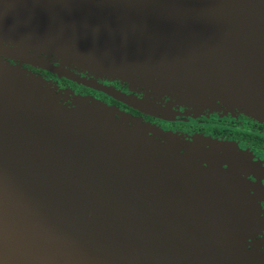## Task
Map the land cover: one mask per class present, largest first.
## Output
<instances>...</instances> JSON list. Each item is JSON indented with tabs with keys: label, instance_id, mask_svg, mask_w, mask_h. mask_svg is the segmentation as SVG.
<instances>
[{
	"label": "water",
	"instance_id": "1",
	"mask_svg": "<svg viewBox=\"0 0 264 264\" xmlns=\"http://www.w3.org/2000/svg\"><path fill=\"white\" fill-rule=\"evenodd\" d=\"M3 32L22 41L0 47V264H259L229 235L246 223L218 171L190 160L206 142L95 99L66 106L23 66L153 114L71 67L264 115V0H0Z\"/></svg>",
	"mask_w": 264,
	"mask_h": 264
},
{
	"label": "flooded vegetation",
	"instance_id": "2",
	"mask_svg": "<svg viewBox=\"0 0 264 264\" xmlns=\"http://www.w3.org/2000/svg\"><path fill=\"white\" fill-rule=\"evenodd\" d=\"M24 67L30 69L27 66ZM36 71L47 73L38 69ZM60 79L62 91L71 90L77 96H92L117 112H125L139 118L145 124H153L164 131H171L173 134L187 138L189 142L193 138L206 142L200 146L208 149V155L198 157L197 160L204 168L215 167L224 179L217 190L234 204L235 198L241 200L247 210L246 214L241 211L246 225L240 231L245 230L242 232L237 230L229 235L233 234L232 238L241 240L246 250L257 254L259 264H264V123L245 115L238 109L232 112L224 111L218 102H216L218 108L212 109L211 113H209L211 110H208L194 117L185 114V109H192L183 104H180L182 110L172 107L173 112L163 106L153 111V114L134 109L103 91L76 84L65 78ZM95 80L101 83L100 79ZM111 83L112 85H105L106 88L120 89L128 95H133L126 92V85H122L119 81ZM138 96L143 98L144 94ZM62 100L69 104L71 94L65 93V97H61ZM172 102L179 104L175 100ZM198 135L203 136L204 139L199 138ZM235 205L239 209L237 204ZM248 227L250 229L247 230Z\"/></svg>",
	"mask_w": 264,
	"mask_h": 264
},
{
	"label": "rangeland",
	"instance_id": "3",
	"mask_svg": "<svg viewBox=\"0 0 264 264\" xmlns=\"http://www.w3.org/2000/svg\"><path fill=\"white\" fill-rule=\"evenodd\" d=\"M17 40H19V41H22V40H20V39H18V37H17V35L16 36H13V35H11L10 33H5V32H3V33H0V47H2V48H8V49H13V47H16L17 46ZM31 44V43H30ZM30 50V49H29ZM28 50V51H29ZM29 52H32V53H35V54H37L39 57H43V58H45V59H47L48 61H50L51 63H54V64H60L61 62L62 63H64V61H61V59H57L56 57H54L53 55H50V54H48V53H43V52H40V51H37V50H34V51H29ZM6 61V60H5ZM10 63L11 64H15L14 62H12V61H10ZM65 65L67 64L66 62L64 63ZM24 67V66H23ZM66 67H69V65L67 64L66 65ZM30 68V67H29ZM29 70H31V72H33V73H35L36 75H38V76H41L43 79H45V81H47V83H48V86L51 88V89H53L54 88V90H55V93H57L58 95H56V97L58 98V100L60 99V101H61V97H65V93H70L71 94V102L69 103V104H67V102L66 101H61L62 102V104H64V105H66V106H74V107H77L78 108V105H79V103H78V101H77V99H73L74 98V96H77V95H75L74 93H73V91H71V90H69V92L68 91H66V90H64V91H62L61 89H60V86H61V84H60V81H61V79L59 78V77H57V76H55V75H52V74H48V73H43V72H40V71H36V69L35 68H30ZM71 71L72 72H74V73H76V74H78L79 76H81V77H88V78H91V79H100L99 81L101 82L100 84H101V86H107V85H112V81H119L122 85H126V89H127V91L126 92H129V93H131V94H133V96H135L137 99H141V98H139V96L138 95H140V94H144V97L142 98V100H144L146 103H148L150 106H148L152 111H156V110H158V109H161L163 106L164 107H166V108H169L170 110H172V107H174L175 109H179L180 108V110H182L181 109V107H180V104H183V105H185L186 107H189V108H191L192 110H187V109H185V114H188V115H191L192 117H194V116H197V115H199V114H202V113H204V111L206 112H208V110L210 111L209 113H211L212 112V109H210V108H205V109H203V110H198V109H195V108H193L191 105H189L187 102H185V101H183L182 99H178V98H174V97H172V96H170V95H161V96H154L153 94H151V93H153L151 90H147V89H145V88H143V87H139V86H135V85H131V83H129V82H125V81H122V80H120V79H117V78H114V79H112V78H108V77H104V76H99V75H97V74H94V73H92V72H90V71H87V70H85V69H82V68H76V67H71ZM180 81L182 82V83H184V84H191L192 83V81L190 80V79H181L180 78ZM105 86V87H106ZM53 87V88H52ZM108 88H111V89H113L112 87H108ZM115 91H117V92H119V93H121V94H123V95H126V96H128V94H126V93H124V92H122L120 89H114ZM62 94H63V96H62ZM60 95V96H59ZM78 96H80V97H85V98H87V100H90V99H95L94 97H87V96H81V95H78ZM153 96V97H152ZM170 98V99H172V100H175V101H177V102H179V104H177V103H173L172 102V100H169L168 98ZM149 98V99H148ZM165 98H167L166 100H165ZM96 100V99H95ZM59 101V102H60ZM99 101V100H98ZM60 102V103H61ZM88 102H90V101H88ZM101 102V101H100ZM227 104V103H226ZM229 105H232V104H230L229 103ZM152 106V107H151ZM223 107V106H222ZM214 110V109H213ZM223 110L225 111H234L235 109H231V108H229V107H223ZM173 111V110H172ZM240 111V110H239ZM174 112V111H173ZM240 112H242V111H240ZM178 113V112H177ZM243 113L245 114V115H247V116H249V117H252V118H254V119H256L257 121H259V122H262V123H264L263 121H261V119H264V115H262V113H259V111H257V110H249V109H246V110H244L243 111ZM263 116V117H262ZM261 118V119H260ZM151 125V124H150ZM152 127H155V128H157L159 131H161L162 133H164V134H173V132H171V131H164V130H162V129H160V128H158L156 125H151ZM176 135V134H175ZM198 137L200 138H203L204 139V137L203 136H201V135H198ZM179 138H181L182 140H184V141H188V139L187 138H185V137H183V136H181V137H179ZM200 152H202L203 153V157H207V155H208V149L207 148H203V147H201V146H199L198 148H197ZM174 154L177 156V159H184L186 156H187V153L186 152H184V149L183 148H178V149H176V148H174ZM205 154V155H204ZM190 160L192 161V162H195V164H197L198 165V167H196V168H198L199 170H201V169H207V168H204L202 165H201V162L199 161V160H197V159H195V158H193V157H191L190 156ZM201 168V169H200ZM211 168H209V169H207V170H210ZM223 175V174H222ZM222 180H224L222 177H221V175L219 174V172L217 173V175H216V178H215V182H221ZM255 197V196H254ZM253 197V198H254ZM235 204H237V206L239 207V209L244 213V214H246V212H247V210H246V207H245V205H243L242 204V202H241V200H239V199H237V198H235ZM247 230L248 229H250L249 227L248 228H246ZM243 230H245V229H243ZM243 230H239L238 232H242ZM238 232H236V233H238ZM240 234V233H239ZM255 234V233H254ZM231 236H233V234H231ZM89 259L90 260H93V259H95L94 257H89ZM104 260V259H103ZM51 264V263H50Z\"/></svg>",
	"mask_w": 264,
	"mask_h": 264
}]
</instances>
